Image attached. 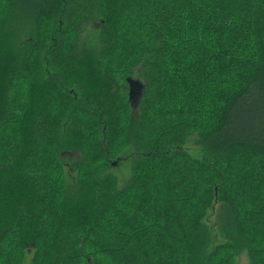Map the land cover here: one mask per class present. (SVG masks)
I'll list each match as a JSON object with an SVG mask.
<instances>
[{
	"label": "trees",
	"instance_id": "trees-1",
	"mask_svg": "<svg viewBox=\"0 0 264 264\" xmlns=\"http://www.w3.org/2000/svg\"><path fill=\"white\" fill-rule=\"evenodd\" d=\"M242 252L264 264V0H0V264Z\"/></svg>",
	"mask_w": 264,
	"mask_h": 264
},
{
	"label": "rangeland",
	"instance_id": "rangeland-1",
	"mask_svg": "<svg viewBox=\"0 0 264 264\" xmlns=\"http://www.w3.org/2000/svg\"><path fill=\"white\" fill-rule=\"evenodd\" d=\"M96 24H89L85 25L83 27V30L81 31V38L82 41L89 47H94L95 46V40H96ZM131 80L137 81L139 84H141L138 79L133 76L130 78ZM138 95V93H137ZM131 102L135 103V100ZM194 138H190L188 142L186 143L184 149L188 152L193 157H197L199 155V149L197 146H195ZM131 151L129 149L123 151L121 154V160L116 163L113 168H112V173L117 179V186L118 188H121L124 186L125 182L129 178L130 174V154ZM206 224L208 228L212 231V237H211V245L210 248H212L216 244H220V237L216 235V222H217V212L215 210L209 211L207 214L206 218ZM248 257L245 254V252L239 253L235 255L234 257V262L235 264H249L248 262Z\"/></svg>",
	"mask_w": 264,
	"mask_h": 264
},
{
	"label": "water",
	"instance_id": "water-1",
	"mask_svg": "<svg viewBox=\"0 0 264 264\" xmlns=\"http://www.w3.org/2000/svg\"><path fill=\"white\" fill-rule=\"evenodd\" d=\"M128 88H129V99L134 100L136 98L137 93L141 90V84H139L137 81L128 80Z\"/></svg>",
	"mask_w": 264,
	"mask_h": 264
}]
</instances>
